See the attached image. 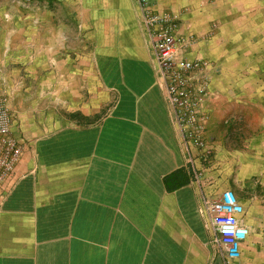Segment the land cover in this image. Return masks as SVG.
Wrapping results in <instances>:
<instances>
[{
    "label": "crops",
    "instance_id": "obj_1",
    "mask_svg": "<svg viewBox=\"0 0 264 264\" xmlns=\"http://www.w3.org/2000/svg\"><path fill=\"white\" fill-rule=\"evenodd\" d=\"M74 4V19L95 43L94 70L111 108L100 120L72 111L67 124L30 125L22 118L24 97L10 94L23 154L0 197V264H227L200 207L204 195L235 188L236 180L249 235L228 264H264V184L235 171L249 139L237 136V143L232 131L221 130L239 105L225 107L231 96L214 94L218 72L210 71L206 146L188 147L137 0ZM155 8L178 17L181 35L198 37L189 59L222 63L212 6L156 0Z\"/></svg>",
    "mask_w": 264,
    "mask_h": 264
},
{
    "label": "rangeland",
    "instance_id": "obj_2",
    "mask_svg": "<svg viewBox=\"0 0 264 264\" xmlns=\"http://www.w3.org/2000/svg\"><path fill=\"white\" fill-rule=\"evenodd\" d=\"M74 3L0 0V105L15 113L10 94L24 97L28 111L22 117L25 124H67L72 111L90 114L88 120L95 121L111 108L112 98L99 85L94 70L95 43L83 30L82 21L74 19ZM196 3L202 11L212 6L218 19L211 26L212 32L221 31L222 63L217 66L203 61L210 71L218 72L214 94L231 96L232 100L224 101L225 107L239 105L236 119L224 116L221 130L232 131L237 143L239 136L250 140V149L235 171L252 173L255 181L260 178L264 184V0ZM36 109H42L44 116ZM16 118L19 128V116ZM248 150L250 161L243 163ZM233 187L230 189L237 197V191L243 195L241 181L236 180ZM261 189L260 201L264 203V187Z\"/></svg>",
    "mask_w": 264,
    "mask_h": 264
},
{
    "label": "built area",
    "instance_id": "obj_3",
    "mask_svg": "<svg viewBox=\"0 0 264 264\" xmlns=\"http://www.w3.org/2000/svg\"><path fill=\"white\" fill-rule=\"evenodd\" d=\"M137 2L173 121L186 146L192 144L204 149L209 118L205 103L210 94V70L208 63L186 56L197 38L193 34L181 35L178 17L158 12L156 0ZM14 124V113L0 105V197L23 154V146L14 136ZM205 155L210 156L211 151L206 149ZM200 212L208 217L215 242L226 263L239 259L240 247L248 237L249 229L244 222V206L237 195L231 189L215 197L204 195Z\"/></svg>",
    "mask_w": 264,
    "mask_h": 264
}]
</instances>
